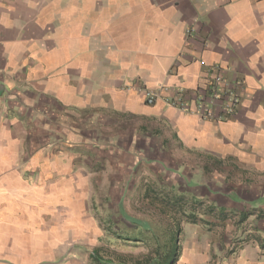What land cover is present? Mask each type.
Returning <instances> with one entry per match:
<instances>
[{"label": "crops", "instance_id": "obj_1", "mask_svg": "<svg viewBox=\"0 0 264 264\" xmlns=\"http://www.w3.org/2000/svg\"><path fill=\"white\" fill-rule=\"evenodd\" d=\"M102 186L238 207L235 242L207 229L181 259L264 264V0H0V264H64Z\"/></svg>", "mask_w": 264, "mask_h": 264}, {"label": "rangeland", "instance_id": "obj_2", "mask_svg": "<svg viewBox=\"0 0 264 264\" xmlns=\"http://www.w3.org/2000/svg\"><path fill=\"white\" fill-rule=\"evenodd\" d=\"M213 168L215 172L228 176L225 169L217 166ZM215 182L214 179L212 185ZM145 189L144 192L143 189L135 191L132 198H121L119 206L115 203L109 206V201L106 202V194L113 192L107 187L102 186L101 190L95 191L98 195L101 193V198L95 193L90 198V192L86 191L85 207L87 216L92 219L88 220L90 223L86 220L88 218L78 221L80 228L85 224V236H80L77 241L72 239L69 246L63 247L62 253L55 251L54 261L64 264H94L90 256L98 249L104 264H156L163 259L165 253L167 257L160 264H185L181 259L185 247L193 246L190 243L195 237L198 240L200 237L204 238L202 235L205 236L207 229L219 233L218 237L210 240L219 241L222 247L225 246V241L228 243L230 239L233 242L237 240L238 207L232 212L234 215L228 216L229 213L219 210L218 206L212 207L203 202L190 203L183 196L177 198L172 191L163 188ZM246 206L247 209L255 208V202ZM168 236L171 238L169 241ZM205 247L206 244H202V251L206 250ZM223 254L220 253L221 256ZM202 255L206 256V252Z\"/></svg>", "mask_w": 264, "mask_h": 264}, {"label": "built area", "instance_id": "obj_3", "mask_svg": "<svg viewBox=\"0 0 264 264\" xmlns=\"http://www.w3.org/2000/svg\"><path fill=\"white\" fill-rule=\"evenodd\" d=\"M220 86V89L218 87ZM234 87V88H233ZM237 86L236 85H229L226 80L221 75L214 76L213 85L211 87V99L214 104L219 100V94H223L225 105L222 106V111L224 114H232L239 103V96L237 94ZM158 93L152 90H145L144 91V98L148 105H152L155 103ZM180 108H182L183 104L181 102L178 103ZM201 116L203 119L212 118L213 111L204 109L201 111Z\"/></svg>", "mask_w": 264, "mask_h": 264}, {"label": "trees", "instance_id": "obj_4", "mask_svg": "<svg viewBox=\"0 0 264 264\" xmlns=\"http://www.w3.org/2000/svg\"><path fill=\"white\" fill-rule=\"evenodd\" d=\"M170 232L171 233H174L173 231H171L170 230ZM175 234V233H174ZM177 236H178V231H176V238H177ZM168 238V240L167 241H169V239H171L169 236L167 237ZM176 241H177V239H176ZM169 242H168V247H169ZM176 246H178V245H176ZM177 254H178V247H177ZM177 254H176V256H177ZM91 259H92V261H93V263L94 264H104V261H103V259H102V257H100L99 256V252H98V249H96L94 252H93V254H91ZM166 257H167V254L165 253V255L163 256V259H161L160 261H158L156 264H160L162 261H164L165 259H166ZM175 260H176V258H175ZM176 262V261H175ZM106 264H110L109 262H106Z\"/></svg>", "mask_w": 264, "mask_h": 264}]
</instances>
